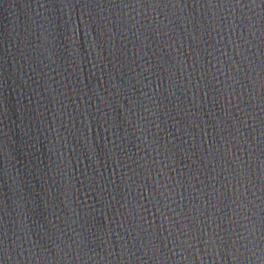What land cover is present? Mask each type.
<instances>
[{
	"label": "water",
	"instance_id": "95a60500",
	"mask_svg": "<svg viewBox=\"0 0 264 264\" xmlns=\"http://www.w3.org/2000/svg\"><path fill=\"white\" fill-rule=\"evenodd\" d=\"M0 264H264V0H0Z\"/></svg>",
	"mask_w": 264,
	"mask_h": 264
}]
</instances>
